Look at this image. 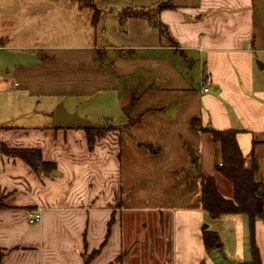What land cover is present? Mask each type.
<instances>
[{
    "label": "crops",
    "instance_id": "crops-1",
    "mask_svg": "<svg viewBox=\"0 0 264 264\" xmlns=\"http://www.w3.org/2000/svg\"><path fill=\"white\" fill-rule=\"evenodd\" d=\"M25 1L0 0V146L40 149L57 168L39 173L0 147V264H125L118 260L124 245L140 234L135 221L126 229L125 216L157 209L172 212L171 264H214L199 229L209 216L195 198L199 184L192 179L187 190L177 175L203 171L232 196L210 128L236 130L245 156L264 152V66L257 64L264 63V0H161L166 36L150 18L130 15L128 42L119 46L102 37L65 46L67 33L37 41L32 17L22 19L31 16ZM69 1L74 6L62 7L77 21L85 10ZM136 1L138 9L150 3ZM202 70L214 77L207 92ZM105 97L113 107L98 110L94 125L108 131L93 145L82 125L54 123L60 103L78 113L76 100L104 104ZM39 208L41 219L31 223Z\"/></svg>",
    "mask_w": 264,
    "mask_h": 264
},
{
    "label": "rangeland",
    "instance_id": "rangeland-1",
    "mask_svg": "<svg viewBox=\"0 0 264 264\" xmlns=\"http://www.w3.org/2000/svg\"><path fill=\"white\" fill-rule=\"evenodd\" d=\"M147 1L150 2L147 5L148 7L141 9H138L140 7H138V1L136 0H94L95 8L88 6L82 7L81 4L77 3L85 11H83L82 18L75 21L74 18L68 14L67 9L62 7L63 3H69L74 6L69 0H51L50 9L46 6V0H27L25 1V5L26 9L29 7L31 16L28 15L26 11V14L22 19H31L32 17L33 25H30V28H34L36 32L29 33L31 37L34 33L40 36L37 41H43L44 39L49 40L51 39L50 36H53V38L58 40L61 34L64 35L67 33V37L63 41V43L66 42V44H64L65 46H79L87 43L91 46L94 42H100L101 37V42L104 45L119 46L128 42L127 37L129 26L126 20L130 15L150 18L152 23L157 24L162 33L166 36L163 26L159 25V19L157 16V4H160L162 1ZM152 6L154 7L151 8ZM259 7L261 8V13L258 16V19L264 23V1L263 7L261 5H259ZM47 8L49 9L48 16L46 15V12H44ZM103 10L104 12H102ZM85 13L88 16H86ZM97 16H99L98 18H101L102 16V19L99 23L97 22V27L94 28L90 25V22L88 23V21H91V19L92 21H95ZM25 26L27 27L28 24H25ZM261 27H264V24H261ZM87 39L88 41H86ZM166 42L170 45L175 44V41L169 37L166 38ZM122 88H124L122 94L117 92L118 98L121 100H128V95H125V93L128 94V87L125 86ZM108 94L110 95L109 92ZM3 97L5 98V96ZM110 99L111 97H105L104 104L96 98L76 100V103L79 106L78 113L68 110V108L73 110L74 107L69 102L62 103L69 112L87 118L88 121L94 125L96 123L94 120H96L98 110L102 109V107H110L112 109L113 103ZM123 106L122 113L125 114L126 109L130 105L127 107H125L126 105ZM123 119H125V117ZM105 123L106 121L101 120L98 122V125ZM106 131H108V129L102 130L101 134H104ZM262 139L263 136H258V140L262 141ZM261 151L262 148L257 152V156L255 153L254 154L258 160L259 175L264 181V152ZM250 162L251 156L248 158L247 164H250ZM177 179L179 183H184L187 190L189 187H192V185L196 186V183L192 182V179L197 181L196 175L193 178L188 171L180 172V174L177 175ZM164 180V177H159V187H161V189L165 184ZM170 213H172L170 209L161 212L160 209H157V212L154 214L139 212L135 213L133 217L129 216L128 218V216H125L124 223L126 229L128 228L129 221H135V227L140 234H138L136 242L128 240V244L124 245V253L122 254H126L127 257L130 256V260H128L129 258L124 260L126 258L124 256V259L121 258L120 260L126 261L125 264H150L149 261L152 258L153 264H171L175 245L173 242L174 232ZM159 215H161L160 217L162 218H160ZM204 225L208 226L203 228ZM199 229L201 233H203L204 230L212 229L216 230L219 234L221 244L212 248L206 247L207 258H210L214 264H248V262H250L252 258L253 230L251 229L250 219L247 214H224L219 217H212L209 215L207 220L201 223ZM254 237L260 253L261 262L264 264V217L256 219L254 224ZM188 240L192 241L191 239ZM180 248L181 246L178 245V254L180 253Z\"/></svg>",
    "mask_w": 264,
    "mask_h": 264
},
{
    "label": "trees",
    "instance_id": "trees-1",
    "mask_svg": "<svg viewBox=\"0 0 264 264\" xmlns=\"http://www.w3.org/2000/svg\"><path fill=\"white\" fill-rule=\"evenodd\" d=\"M73 1L81 4L82 7H96L94 0ZM98 17L93 21L94 24L99 21ZM194 125L196 126L195 122ZM83 127L86 129L89 144L93 145L96 137L101 134L103 129L91 124ZM210 131L214 140L220 146L221 161L217 164V170L231 184L232 196H227L221 191L214 176L198 171L196 174V180L199 184L197 199L212 217H219L224 214H247L253 230L252 258L248 264H262L260 253L255 243L254 224L257 218L264 217V181L259 175V165L255 152L251 154L250 164H247L250 156H245L241 151L236 137V130L210 128ZM254 143L256 144L257 141L254 140ZM0 147L5 153L21 157L39 173H53L56 171L55 163L46 162L42 159L40 149L10 148L3 143H1ZM260 189L263 191L261 195L258 193ZM203 236L207 248L221 244L217 231L204 230ZM98 250L93 251L86 258V261ZM123 256L121 254L118 260L123 258Z\"/></svg>",
    "mask_w": 264,
    "mask_h": 264
},
{
    "label": "water",
    "instance_id": "water-1",
    "mask_svg": "<svg viewBox=\"0 0 264 264\" xmlns=\"http://www.w3.org/2000/svg\"><path fill=\"white\" fill-rule=\"evenodd\" d=\"M258 66L262 67L264 66V63H262L261 61H257ZM130 112V107H128L126 109V113ZM63 123V124H74V125H82V126H86L89 124V121L87 118L85 117H81L76 113H71L69 112L63 103H60L57 108H56V112H55V117H54V123ZM258 193L261 195L263 194L262 189H260L258 191ZM208 225H204L203 228H206Z\"/></svg>",
    "mask_w": 264,
    "mask_h": 264
},
{
    "label": "built area",
    "instance_id": "built-area-1",
    "mask_svg": "<svg viewBox=\"0 0 264 264\" xmlns=\"http://www.w3.org/2000/svg\"><path fill=\"white\" fill-rule=\"evenodd\" d=\"M214 82V77L212 73L206 70L201 71V78H200V87L201 90L207 92L211 89V85ZM42 217L41 208L34 211L33 214L30 216V222L35 223L39 221Z\"/></svg>",
    "mask_w": 264,
    "mask_h": 264
}]
</instances>
